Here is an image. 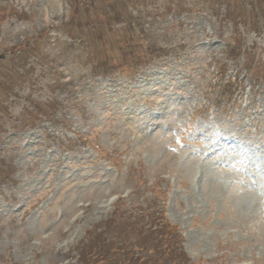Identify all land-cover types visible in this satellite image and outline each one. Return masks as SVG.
Listing matches in <instances>:
<instances>
[{"label":"rangeland","instance_id":"1","mask_svg":"<svg viewBox=\"0 0 264 264\" xmlns=\"http://www.w3.org/2000/svg\"><path fill=\"white\" fill-rule=\"evenodd\" d=\"M1 57L0 264H264V0H0Z\"/></svg>","mask_w":264,"mask_h":264},{"label":"trees","instance_id":"2","mask_svg":"<svg viewBox=\"0 0 264 264\" xmlns=\"http://www.w3.org/2000/svg\"><path fill=\"white\" fill-rule=\"evenodd\" d=\"M239 50L240 49H238L237 50V52H238V54H239ZM140 64H147V62L146 61H141V63H138L137 65H140ZM136 65V66H137ZM138 68V67H137ZM219 73L220 74H223L224 72H225V67H223V66H220L219 67ZM226 86V89H227V87L229 88V90L228 91H230L228 94L229 95H231L233 92L231 91V87H232V85H230L229 83H227L226 85H224V87ZM236 88V87H235ZM234 88V89H235ZM161 214H158V215H156V217H152V216H150V219L151 220H154V221H156L157 222V224H155V226H154V228H155V230H154V232H156V230H160V231H164V232H169L170 233V236H171V238L169 239V241L170 242H173L176 238H175V236H177V229L175 228V227H173V226H171V225H167V223H163L164 221H162V218H161V216H160ZM152 217V218H151ZM163 225V226H162ZM163 227V229H160L159 227ZM169 236H167L166 235V238H168ZM178 237V236H177ZM90 241H91V239H90ZM173 244H175V242H173V243H171V247L173 246ZM98 248V249H97ZM100 248H102V247H99V245L98 244H94V246H91L90 248H89V250H88V254H85V259L87 260V261H89V259L91 258V260H92V258L93 259H101V261H103L104 263H108V262H110L109 264H118V259L116 258V254L115 253H117L116 252V248L115 249H113V251L112 252H107L105 255H102V253H101V251H100ZM119 250V254H120V259H122V262H123V264L125 263V262H128V261H132V262H134L135 263V261H143L144 262V260H142V256L141 257H139L140 256V254L139 253H136L137 254V257L136 256H134L133 254H131L130 252H127V253H125V257L126 258H128V259H125L124 258V256H123V254L121 253V249H118ZM98 253H100V254H98ZM108 255H110V257H108L107 259H106V256H108ZM180 256H183L182 255V252L179 254V257ZM89 259H88V258ZM143 264H146V263H143Z\"/></svg>","mask_w":264,"mask_h":264}]
</instances>
